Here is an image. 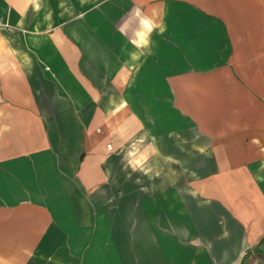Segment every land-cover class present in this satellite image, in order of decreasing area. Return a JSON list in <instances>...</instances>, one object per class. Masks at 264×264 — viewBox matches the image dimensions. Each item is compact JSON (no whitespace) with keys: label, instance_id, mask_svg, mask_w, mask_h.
Returning a JSON list of instances; mask_svg holds the SVG:
<instances>
[{"label":"crops","instance_id":"obj_1","mask_svg":"<svg viewBox=\"0 0 264 264\" xmlns=\"http://www.w3.org/2000/svg\"><path fill=\"white\" fill-rule=\"evenodd\" d=\"M127 89L162 102L163 144ZM129 144L162 148L181 203L164 264H264V0H0V264H126Z\"/></svg>","mask_w":264,"mask_h":264},{"label":"rangeland","instance_id":"obj_2","mask_svg":"<svg viewBox=\"0 0 264 264\" xmlns=\"http://www.w3.org/2000/svg\"><path fill=\"white\" fill-rule=\"evenodd\" d=\"M107 93H116L117 95H115V98H119L120 102H124V105H129V101L132 102L135 105L134 108L139 111L142 117L150 118L151 122H147L146 125L149 126L151 131V145L156 146L157 136L163 144L164 108L162 102L158 105L151 104V97L149 96L151 95V91L147 89H127L126 91L121 92L108 90ZM131 148L136 153L133 152L134 155L131 154L129 156V161L131 162L132 159H134L135 163L139 164L140 167L136 170L134 166H131L134 168L132 173L130 171L131 168L129 167L130 175L128 177L133 178L138 176L139 179L137 181L139 185H125L123 202H117L118 208L111 211L112 219H109L108 222L111 225L109 228L114 231L112 239L114 238L118 242V245L120 246L119 253L125 259L126 264H164L167 258H169L171 251H174V249L167 250L165 248L164 241L165 236L167 235L164 230L173 227L172 225H174L175 221H180L179 218L168 219V217H164V215L165 213H167L166 215H174L175 208H173V205L180 209L179 204L181 203L173 200L172 208H169V204L171 203L167 196L168 194L166 195V198L164 197L163 182L165 181V175L163 169L164 157L162 148L160 147V153L156 155L152 152L150 155L141 154V151L139 152L141 147L137 144H134L133 147L129 144L125 147V150H130ZM138 194H151V198L148 200L145 199L147 196L141 195L139 200H131L130 195ZM188 203L189 209H194L195 202L189 201ZM119 206L120 209H122L121 206H123V210H119ZM147 206L151 207V235H148L147 233L143 234L142 232L137 234L135 231H138V229L139 231H142V228L139 227L147 221V216L144 217L145 214L142 212L143 209L147 211ZM220 208H223V204L220 205ZM209 209L211 208L209 207ZM170 211L171 214L168 213ZM121 215L123 216L121 217ZM135 222L139 223L137 228ZM168 235L172 240L170 234ZM132 245H135L136 247L139 246L140 248H128ZM142 246H150V248L142 249ZM111 253L112 254L109 252L108 256L112 258L117 257L115 250H112Z\"/></svg>","mask_w":264,"mask_h":264}]
</instances>
